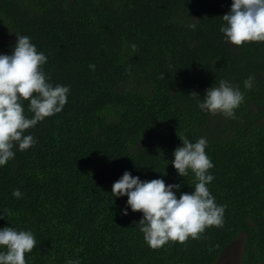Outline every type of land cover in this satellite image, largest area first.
<instances>
[{
  "label": "trees",
  "instance_id": "16d2710c",
  "mask_svg": "<svg viewBox=\"0 0 264 264\" xmlns=\"http://www.w3.org/2000/svg\"><path fill=\"white\" fill-rule=\"evenodd\" d=\"M232 2L0 0V53L27 35L48 57L51 82L70 86L64 109L26 131L37 143L0 167V228L37 239L26 264H217L234 244L238 264H264V42L225 41ZM220 80L245 94L235 119L198 108ZM180 136L207 138L224 224L153 249L139 231L143 213L121 215L127 196L114 198L112 185L130 171L180 183L178 197L193 191L194 175L171 163Z\"/></svg>",
  "mask_w": 264,
  "mask_h": 264
},
{
  "label": "clouds",
  "instance_id": "9594fccd",
  "mask_svg": "<svg viewBox=\"0 0 264 264\" xmlns=\"http://www.w3.org/2000/svg\"><path fill=\"white\" fill-rule=\"evenodd\" d=\"M220 32L226 42L242 46L245 42H264V0H233L230 10L222 16ZM195 29L196 25H190ZM17 41L11 54L0 53V167L16 156V151H25L37 143L30 128L47 117L60 113L68 102L70 86L51 82L44 65L48 57L38 51L27 35L17 34ZM133 51L137 49L131 44ZM95 65L90 68L95 71ZM254 77L244 80V88L253 87ZM245 100L239 85L220 80L218 86L206 90V95L198 102V108L212 115L222 114L226 118H236V109ZM24 101H28L25 109ZM26 111L31 116L26 115ZM182 145L174 150L172 165L178 175H194L189 183L194 190L177 192L180 183H167L163 178L142 180L130 171L112 185L115 197L127 196L126 206L121 215L141 211L139 231L149 247L158 249L169 241L185 243L189 238L196 240L209 227H222L226 206L217 204L209 185L214 180L210 169L214 163L206 153V137L195 142L181 137ZM12 195L22 198L19 188ZM37 239L31 230H21L12 226L0 228V264H26L25 254L31 253ZM68 264H81L79 259Z\"/></svg>",
  "mask_w": 264,
  "mask_h": 264
},
{
  "label": "rangeland",
  "instance_id": "374dc122",
  "mask_svg": "<svg viewBox=\"0 0 264 264\" xmlns=\"http://www.w3.org/2000/svg\"><path fill=\"white\" fill-rule=\"evenodd\" d=\"M240 259V250L237 244L231 246L229 250L223 254L217 264H238Z\"/></svg>",
  "mask_w": 264,
  "mask_h": 264
}]
</instances>
